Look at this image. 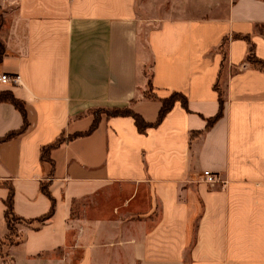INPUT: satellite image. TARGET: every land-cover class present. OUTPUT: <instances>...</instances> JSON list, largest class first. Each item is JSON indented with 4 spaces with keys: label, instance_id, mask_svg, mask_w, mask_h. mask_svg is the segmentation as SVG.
<instances>
[{
    "label": "crops",
    "instance_id": "obj_1",
    "mask_svg": "<svg viewBox=\"0 0 264 264\" xmlns=\"http://www.w3.org/2000/svg\"><path fill=\"white\" fill-rule=\"evenodd\" d=\"M156 1L149 11L139 0H0V74L20 78L0 92L24 103L27 126L0 141V264H70L74 251L76 264H264V72L232 38L249 37L264 61V0H204L199 15L192 0ZM215 86L223 111L208 127ZM173 93L187 109L176 102L145 134L131 117L93 114L128 109L153 124ZM23 125L0 102V140ZM58 139L51 162L40 161ZM203 171L218 182L205 184ZM41 183L55 210L38 224L51 206ZM6 185L14 215L29 221L8 245ZM116 189L128 191L119 192L125 240L115 241L113 207L107 219L77 220L70 244L73 205L113 201ZM140 189L157 212L152 225L131 216Z\"/></svg>",
    "mask_w": 264,
    "mask_h": 264
},
{
    "label": "trees",
    "instance_id": "obj_2",
    "mask_svg": "<svg viewBox=\"0 0 264 264\" xmlns=\"http://www.w3.org/2000/svg\"><path fill=\"white\" fill-rule=\"evenodd\" d=\"M233 39H241L246 41V43L248 44V50H247V55H246V62L250 63L253 65V67L257 68L260 71L264 72V61L258 59L255 55H254V44L251 42V40L249 39V37H245V36H233ZM228 41V39H223L222 40V47L225 45V43ZM4 55V47L0 42V61L2 59ZM151 89V78L148 80V84H147V92L146 95H148L147 93L149 92V90ZM214 89L217 91L218 93V103H219V111L217 113V115L215 117H213L212 119H210L208 121V127L212 126L219 118H221L222 116V111H223V99H222V94L220 89L215 86ZM0 102H8L10 103L16 110H18L23 118H24V125L22 126L21 130H19L18 132H14V133H9L6 137H4L3 139H1L0 141H7L10 140L16 136H19L20 134H23L26 129V122H25V106L24 103H22L21 101L17 100L14 98V96L10 93V92H0ZM176 102H180L181 106L184 109H187V100L184 96H182L181 94L178 93H173L168 99L162 100L161 101V107L160 110L158 112V118L157 121L153 124L147 123L144 121V119L132 112L131 110L128 109H115V110H101L102 112L100 114H105L107 117H131L134 121V124L136 126V129L138 131V133L140 134H145L146 130L148 128H154L156 127L158 124H160V122L164 119V117L166 116V114L172 109V107L174 106V104ZM93 114H98L96 112H93ZM96 124H97V118H95L92 127L90 128L91 132L92 130H94L96 128ZM62 142V139H58L54 144L43 147L41 149L40 152V161L42 162H51L50 158H49V153L51 152V150L58 146L60 143ZM7 189H8V196L4 202L5 206H6V210H5V220L7 223V229H8V235L7 237H9V234L14 233L13 232V227H12V223L13 222H17V223H21V222H25L28 223L29 221H24L18 217H16L13 213V198H14V190L12 188L11 185H6ZM40 192L46 197L48 198V200L50 201V210L48 211L47 214H45L44 216L36 219V222L38 224H42L45 221H47L48 219H50L53 214H54V210H55V201L52 198V196L50 195L49 192V183H41L40 184ZM13 244V243H12Z\"/></svg>",
    "mask_w": 264,
    "mask_h": 264
},
{
    "label": "rangeland",
    "instance_id": "obj_3",
    "mask_svg": "<svg viewBox=\"0 0 264 264\" xmlns=\"http://www.w3.org/2000/svg\"><path fill=\"white\" fill-rule=\"evenodd\" d=\"M156 0H139V2H144V4L146 5V7L148 8L149 11H153L152 7H151V3L154 4ZM193 1V6L195 9V14L199 15L202 9H204L205 4L203 3L204 0H192ZM206 1V0H205ZM171 3V0H160L159 2L156 1V4L159 7H163V9H165L167 6H169ZM149 14H154L153 12L149 13ZM149 28H152V25H148L147 30H149ZM111 111V110H110ZM93 112H96L98 114H100L102 111L101 110H95ZM119 192L123 193L122 198H125L127 196L128 191H124L122 189L115 190L116 193V197H114L113 201H107L104 200V198L101 196L99 199L97 198V200H87V201H80L78 203H75L73 205L72 208V215H71V223H70V228H69V242L70 244H73V236L76 233V222L77 220H80V218H84L86 217L89 220H94V219H107V215L106 212L108 211V209H112L113 207H115V214H114V226H113V233L115 235V241L116 242H122L123 240H125L124 236H125V232L127 231L129 225H128V218H130V216L128 217V215L126 214V212L122 211L121 208H119L122 202L121 197L119 196ZM126 195V196H125ZM119 196V197H118ZM119 208V209H118ZM131 209L132 210H137V214L135 215H131L133 216V218H135L134 220H141L142 218H146L149 217L150 222H148L150 225L153 224V222H155L157 220V212L153 211L150 212L149 209V201L147 198V191L146 189H140L139 194L137 195V197L135 198V200L133 201L132 205H131ZM197 222V217H196V221H194L193 223V229L195 230L196 228V223ZM17 222H13L12 223V227H13V232L9 234V237H7L6 241H5V245L8 244H12L15 242L19 241V238H17L16 232H17V227H18ZM148 224V225H149ZM149 225V226H150ZM9 233V232H8ZM191 243H192V239H190ZM1 255V254H0ZM3 256V255H2ZM80 258V251H74L70 254V264H76L77 260Z\"/></svg>",
    "mask_w": 264,
    "mask_h": 264
},
{
    "label": "built area",
    "instance_id": "obj_4",
    "mask_svg": "<svg viewBox=\"0 0 264 264\" xmlns=\"http://www.w3.org/2000/svg\"><path fill=\"white\" fill-rule=\"evenodd\" d=\"M20 80L18 75L10 76L7 74H0V84L7 83H18ZM203 182L207 185H214L218 182L216 175L210 171H203L202 173Z\"/></svg>",
    "mask_w": 264,
    "mask_h": 264
}]
</instances>
